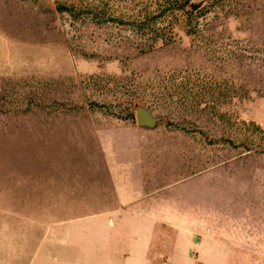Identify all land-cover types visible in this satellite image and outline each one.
Returning a JSON list of instances; mask_svg holds the SVG:
<instances>
[{"label": "rangeland", "instance_id": "obj_1", "mask_svg": "<svg viewBox=\"0 0 264 264\" xmlns=\"http://www.w3.org/2000/svg\"><path fill=\"white\" fill-rule=\"evenodd\" d=\"M91 1L0 0V264H32L53 217L97 210L82 201L108 185L104 149L132 128L150 179L194 181L213 209L264 230V0L211 7L207 41L167 20L174 40L156 50L108 20L131 2L97 0L95 20ZM72 2L77 20L57 11ZM142 101L157 128L138 126Z\"/></svg>", "mask_w": 264, "mask_h": 264}, {"label": "crops", "instance_id": "obj_2", "mask_svg": "<svg viewBox=\"0 0 264 264\" xmlns=\"http://www.w3.org/2000/svg\"><path fill=\"white\" fill-rule=\"evenodd\" d=\"M142 136L132 128L110 137L108 185L82 201L97 210L53 217L31 263L264 264L263 229L213 209L194 181L149 178Z\"/></svg>", "mask_w": 264, "mask_h": 264}, {"label": "trees", "instance_id": "obj_3", "mask_svg": "<svg viewBox=\"0 0 264 264\" xmlns=\"http://www.w3.org/2000/svg\"><path fill=\"white\" fill-rule=\"evenodd\" d=\"M123 1L131 2L134 8L129 10V13L125 15L110 14L108 20L118 25L129 26L135 36L138 34L149 36L150 48L151 50H156L157 48L170 45L174 40L173 34H163L164 29L162 26L167 20L169 22L176 21L178 26L183 28V33L187 37H191L194 40L202 39L207 41L209 39V31L203 27L199 29V24L203 21L202 18L206 19L209 16L211 7H214V5H217L222 0H215V3L211 4L210 2L214 0H148L150 2H148L147 7L141 10H138V6L144 5L145 0H117V2L120 3ZM167 2H171L172 5L165 7L164 4ZM97 5V0H92L90 4L86 5V12L92 14L95 20L99 18L98 11L100 7ZM57 11L66 13L76 20L83 14L80 3L76 2H72L71 4H60ZM221 26L223 27V24H221L220 27ZM142 104L147 106V102L142 101ZM148 107L151 108L150 106Z\"/></svg>", "mask_w": 264, "mask_h": 264}, {"label": "water", "instance_id": "obj_4", "mask_svg": "<svg viewBox=\"0 0 264 264\" xmlns=\"http://www.w3.org/2000/svg\"><path fill=\"white\" fill-rule=\"evenodd\" d=\"M137 122L140 128L155 129L162 122V118L147 107L139 106L137 109Z\"/></svg>", "mask_w": 264, "mask_h": 264}]
</instances>
